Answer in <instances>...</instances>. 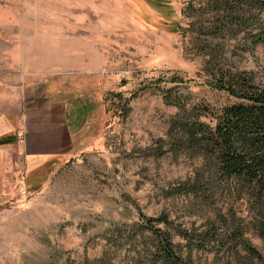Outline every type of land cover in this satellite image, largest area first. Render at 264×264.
Returning a JSON list of instances; mask_svg holds the SVG:
<instances>
[{"label": "rangeland", "instance_id": "374dc122", "mask_svg": "<svg viewBox=\"0 0 264 264\" xmlns=\"http://www.w3.org/2000/svg\"><path fill=\"white\" fill-rule=\"evenodd\" d=\"M217 1L22 0L31 44L15 85L69 128L52 160L20 158L0 204V264L123 262L122 234L141 213L205 227L204 206L179 191L200 163L169 150L172 101L204 109L210 123L239 101L210 86L223 71L264 83V12L259 25L234 26ZM247 233L262 260L210 249L194 250V263L264 264V243Z\"/></svg>", "mask_w": 264, "mask_h": 264}, {"label": "trees", "instance_id": "16d2710c", "mask_svg": "<svg viewBox=\"0 0 264 264\" xmlns=\"http://www.w3.org/2000/svg\"><path fill=\"white\" fill-rule=\"evenodd\" d=\"M217 4L222 23L234 26L259 25L255 16L264 12V0H218ZM244 32L253 34L251 29ZM220 76L210 86L239 101L211 111L207 123L201 119L207 115L204 109L186 107L176 99L172 102L179 110L169 119L166 133L170 151L200 163L179 191L204 206L205 227L183 226L164 212L155 217L141 213L139 221L122 234L125 241L119 249L125 260L114 259V264H196L193 251L210 249L237 255L245 251L262 260L247 232L253 231L264 243V83H255L253 76L241 71H223ZM13 140L2 137L0 144ZM90 264H104L103 256Z\"/></svg>", "mask_w": 264, "mask_h": 264}, {"label": "crops", "instance_id": "0c3cea01", "mask_svg": "<svg viewBox=\"0 0 264 264\" xmlns=\"http://www.w3.org/2000/svg\"><path fill=\"white\" fill-rule=\"evenodd\" d=\"M21 2L0 0V138L14 137L0 144V204L13 192L20 158L28 167L52 160L66 144L57 135L69 128L63 116L64 122L54 119L49 106L34 109L28 87L15 85V65L24 61L31 44Z\"/></svg>", "mask_w": 264, "mask_h": 264}]
</instances>
